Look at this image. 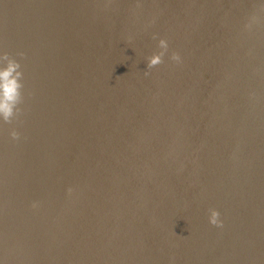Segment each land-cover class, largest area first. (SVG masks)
I'll list each match as a JSON object with an SVG mask.
<instances>
[{
    "label": "water",
    "instance_id": "95a60500",
    "mask_svg": "<svg viewBox=\"0 0 264 264\" xmlns=\"http://www.w3.org/2000/svg\"><path fill=\"white\" fill-rule=\"evenodd\" d=\"M0 50L3 264H264L260 0H0Z\"/></svg>",
    "mask_w": 264,
    "mask_h": 264
},
{
    "label": "clouds",
    "instance_id": "9594fccd",
    "mask_svg": "<svg viewBox=\"0 0 264 264\" xmlns=\"http://www.w3.org/2000/svg\"><path fill=\"white\" fill-rule=\"evenodd\" d=\"M261 11H264V0H260ZM259 23V18L254 14L250 17L249 22L244 25V28L250 29L253 24ZM155 39V36L153 37ZM157 49L151 55L147 56L146 68L151 69L161 63H163V58L169 51L168 41L164 38H159L157 40ZM18 56L23 57L24 53H17ZM169 59L179 64L182 62L181 55L178 52H171ZM20 63L11 56L8 52L0 50V124H10L17 119L21 113L20 105L23 101V73L20 70ZM144 75H148L145 71ZM9 137L16 141L20 138V133L12 128L9 131ZM68 193L72 192V189H67ZM38 202H33L31 207L33 209L37 208ZM207 220L210 225L217 228L223 226V221L220 219V212L215 208H209L207 210ZM0 264L3 261L0 260Z\"/></svg>",
    "mask_w": 264,
    "mask_h": 264
}]
</instances>
